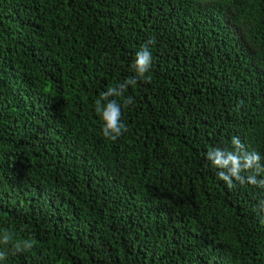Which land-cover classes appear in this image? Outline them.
<instances>
[{
    "label": "trees",
    "instance_id": "obj_1",
    "mask_svg": "<svg viewBox=\"0 0 264 264\" xmlns=\"http://www.w3.org/2000/svg\"><path fill=\"white\" fill-rule=\"evenodd\" d=\"M233 137L264 158V0H0V234L35 242L0 264H264V187L206 159Z\"/></svg>",
    "mask_w": 264,
    "mask_h": 264
},
{
    "label": "clouds",
    "instance_id": "obj_2",
    "mask_svg": "<svg viewBox=\"0 0 264 264\" xmlns=\"http://www.w3.org/2000/svg\"><path fill=\"white\" fill-rule=\"evenodd\" d=\"M154 43V38L149 39L136 53L132 64V70L136 73L135 77H129L123 83L108 87L95 101V111L103 122L102 133L105 138L115 141L127 131L126 125L121 122V104L115 99H110V97L123 98L125 107L133 103V98H124V93L129 85L134 86L138 79L146 77L153 59L150 45ZM147 79L150 80V76ZM232 145V150L212 148L206 153V159L212 163L213 167L220 170L217 173L218 178L224 181L230 189L235 187L234 180L240 185L251 184L264 187V180L257 179V176L264 174V163H262L264 158L256 151H247L238 137L232 138ZM242 173H249V175L245 176ZM258 207L264 211V200L260 201ZM0 245L5 246L3 250H0V261H3L7 258L9 251L13 256L28 252L33 249L35 242L30 239L14 241L11 234L5 230L0 234ZM9 245L11 246L10 250Z\"/></svg>",
    "mask_w": 264,
    "mask_h": 264
}]
</instances>
